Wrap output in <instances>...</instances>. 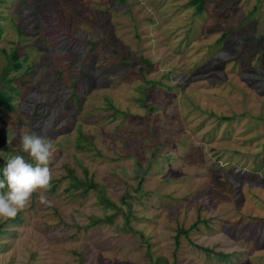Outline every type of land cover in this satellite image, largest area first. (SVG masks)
<instances>
[{
	"label": "rangeland",
	"instance_id": "rangeland-1",
	"mask_svg": "<svg viewBox=\"0 0 264 264\" xmlns=\"http://www.w3.org/2000/svg\"><path fill=\"white\" fill-rule=\"evenodd\" d=\"M191 1L0 3V87L18 25L40 81L0 107V157L29 162L45 122L54 146L50 203L0 219V264H264V0ZM60 17L77 43L43 36Z\"/></svg>",
	"mask_w": 264,
	"mask_h": 264
},
{
	"label": "clouds",
	"instance_id": "clouds-1",
	"mask_svg": "<svg viewBox=\"0 0 264 264\" xmlns=\"http://www.w3.org/2000/svg\"><path fill=\"white\" fill-rule=\"evenodd\" d=\"M51 125L47 122L41 127V134L25 133L20 137L21 149L34 163H29L22 155L11 156L2 170L0 179V219H13L30 203L33 193H40L41 204L50 203L44 193L51 188L52 170L50 163L54 146L47 133ZM13 135L9 143L15 140Z\"/></svg>",
	"mask_w": 264,
	"mask_h": 264
},
{
	"label": "trees",
	"instance_id": "trees-1",
	"mask_svg": "<svg viewBox=\"0 0 264 264\" xmlns=\"http://www.w3.org/2000/svg\"><path fill=\"white\" fill-rule=\"evenodd\" d=\"M3 0H0V3ZM195 1L197 0H192L191 3H195ZM24 0H19V4H23ZM202 10V4L200 3L197 8L196 11H201ZM12 18V17H11ZM9 21H7L4 16H3V11H0V36L2 33H4L5 29H6V24H8ZM16 34H18L17 41H15L16 46L13 47V49L10 52H6L5 49H1L5 55L7 56L8 60H9V65H6L3 69L7 72V74L10 73V70H19V73L16 74H12L9 77L6 78V76L4 77V79L8 82V86L6 87H0V107L1 108H12V103H11V97H12V93H20L22 90V87L24 85L27 86H32L35 87L37 84H39V79H37V81L35 83H33L31 77L27 78V76H32L33 72L36 71V63L32 62L30 64H28V68L27 69H22V62L20 60L21 54L19 53V48H23L21 46V44H24V41L22 40L25 34L24 29H21V25L16 26ZM69 29L64 28V22L62 21V18L60 17L59 19H57L54 23L53 29L46 31L45 33H43V36L47 37V39L51 42L50 44L52 46H58L59 44H61V42H63L65 39L71 38V44L73 43H77V41H75L77 39V37L73 36V34L71 33V31H68ZM52 33V35H51ZM227 35V33L224 31L220 37L217 39V41H221L225 36ZM49 36V37H48ZM89 45H91L90 49L94 47V42L93 41H86ZM53 50V49H52ZM53 56L56 62H58L59 65V70L58 73L59 74H65L67 73L66 69H67V62L71 63L74 60H77V58H75L73 55L68 54V53H60L57 50H53ZM24 58V57H23ZM26 58V57H25ZM145 62L147 66H151V62L146 59V58H142ZM86 61L87 58L85 57L82 65H81V73L83 71H85L86 68ZM8 64V63H7ZM82 67H83V71H82ZM22 76H26L22 79ZM15 79H18V84H20L21 87H19V85L15 84L13 81ZM75 84L73 83L72 86H74ZM46 85H44L45 87ZM47 89V88H46ZM72 95L75 97L76 101L79 102V98L77 97L78 95H76L75 93H72ZM37 107L34 104V108L33 111L34 113L37 112L36 111ZM35 116V115H34ZM81 129V126H78ZM78 128V131L80 132V136L79 138H77V142H79L82 139V133L80 131V129ZM158 149H159V153L160 150H164L163 147H170L169 144H167V141H159L158 143ZM157 149V151H158ZM156 151V152H157ZM165 151V150H164ZM29 163H33L32 160H29ZM150 163V162H149ZM6 162L4 161V159L2 157H0V179H3L2 176V170L3 167L5 166ZM91 184V183H90ZM94 185H96L95 183L91 184L92 187H95ZM76 186V185H75ZM6 188L3 190H0V192H5ZM87 191V188L84 189V192ZM126 194V193H125ZM109 202H107L108 204ZM107 216V220H110L111 216L110 215H106ZM20 221L21 217L19 215V213L17 214V216L13 219H11V221L16 222V221ZM99 221H101L99 219ZM97 221H95L96 223ZM1 229V228H0ZM3 231V229H2ZM4 231H6V229H4ZM7 232H11V230L7 229ZM187 230L186 229H182V228H178L177 229V234L175 235V239L177 241L178 237L180 236V234L186 233ZM202 250H206V251H210V249L207 248H202ZM155 264H166L165 262H163V260L161 258H157L155 260Z\"/></svg>",
	"mask_w": 264,
	"mask_h": 264
}]
</instances>
